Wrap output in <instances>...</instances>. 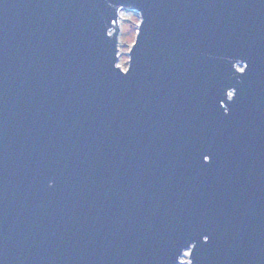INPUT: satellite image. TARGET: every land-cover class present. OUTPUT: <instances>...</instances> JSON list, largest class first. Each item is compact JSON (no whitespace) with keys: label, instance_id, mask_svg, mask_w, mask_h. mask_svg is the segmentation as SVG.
Instances as JSON below:
<instances>
[{"label":"water","instance_id":"obj_1","mask_svg":"<svg viewBox=\"0 0 264 264\" xmlns=\"http://www.w3.org/2000/svg\"><path fill=\"white\" fill-rule=\"evenodd\" d=\"M186 250L264 264V0H0V264Z\"/></svg>","mask_w":264,"mask_h":264},{"label":"rangeland","instance_id":"obj_2","mask_svg":"<svg viewBox=\"0 0 264 264\" xmlns=\"http://www.w3.org/2000/svg\"><path fill=\"white\" fill-rule=\"evenodd\" d=\"M138 24V16L134 12L121 11L118 18V65L120 68L125 69L128 60V50L134 40L136 28ZM186 256H181V261L189 264V251L186 250Z\"/></svg>","mask_w":264,"mask_h":264},{"label":"bare ground","instance_id":"obj_3","mask_svg":"<svg viewBox=\"0 0 264 264\" xmlns=\"http://www.w3.org/2000/svg\"><path fill=\"white\" fill-rule=\"evenodd\" d=\"M186 253H187V252L185 251V252L183 253L182 257L186 256Z\"/></svg>","mask_w":264,"mask_h":264}]
</instances>
